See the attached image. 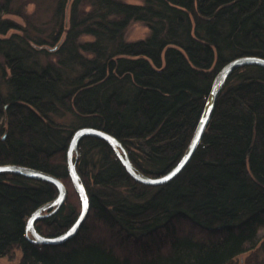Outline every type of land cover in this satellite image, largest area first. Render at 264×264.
I'll use <instances>...</instances> for the list:
<instances>
[{"label": "trees", "instance_id": "16d2710c", "mask_svg": "<svg viewBox=\"0 0 264 264\" xmlns=\"http://www.w3.org/2000/svg\"><path fill=\"white\" fill-rule=\"evenodd\" d=\"M53 1L39 25L19 0H0V165L65 185L62 206L35 222L45 236L80 210L66 167L76 128L113 135L139 171L164 174L185 152L219 70L238 56L264 58V0ZM132 21L146 37L124 38ZM78 152L89 211L60 244L25 234L55 186L0 173V257L18 248L17 264H233L246 254L244 264H264L263 66L231 72L192 156L164 184L134 181L98 137H83Z\"/></svg>", "mask_w": 264, "mask_h": 264}, {"label": "water", "instance_id": "95a60500", "mask_svg": "<svg viewBox=\"0 0 264 264\" xmlns=\"http://www.w3.org/2000/svg\"><path fill=\"white\" fill-rule=\"evenodd\" d=\"M250 64L261 65L264 67V58L258 56H238L229 60L219 70L213 80L212 87L210 89V92L208 93L202 113L200 115L193 136L185 152L183 153L180 160L175 164V166H173V168H171L164 174L152 176L139 171L131 162L129 154L122 145V143L113 135L98 128L89 126H82L76 128L71 135L67 147L66 167L71 184L79 200L80 210L74 222L64 232L56 236L42 235L36 230L35 222L41 218L54 214L62 206L67 194L66 187L63 182L54 175H51L38 169L16 164L0 165V173H13L36 180L46 181L54 185L57 189V195L53 200L39 206L27 218L25 224V234L28 240L35 244H60L72 238L77 233L78 229L83 223L89 211V196L86 187L83 183V180L76 168L79 156V142L83 137L95 136L105 141L110 146L114 155L119 160L128 175L134 181L151 186L164 184L170 179H172L174 176H176L184 168V166L192 156L210 119L217 95L222 85L231 74V72L237 67Z\"/></svg>", "mask_w": 264, "mask_h": 264}, {"label": "rangeland", "instance_id": "374dc122", "mask_svg": "<svg viewBox=\"0 0 264 264\" xmlns=\"http://www.w3.org/2000/svg\"><path fill=\"white\" fill-rule=\"evenodd\" d=\"M35 1H37L38 3L36 4ZM123 1L129 3H141V0H123ZM19 2L22 4L21 8L25 12V14L31 15L33 21L37 22L39 25L43 21L49 18V15L54 5L53 0H19ZM34 10H36V12L33 15L31 13H33ZM68 13H69V6H67L66 8V14L68 15ZM6 17L15 20L20 25H24L23 18H21L18 15L10 14V15H6ZM147 34H148V27L144 23H142L141 21H132L129 23V25L125 30L124 38L126 40H136L146 37ZM20 256H21L20 249L15 248L9 256L0 257V264H17L20 259ZM245 257L246 254L237 256L233 264H244Z\"/></svg>", "mask_w": 264, "mask_h": 264}]
</instances>
